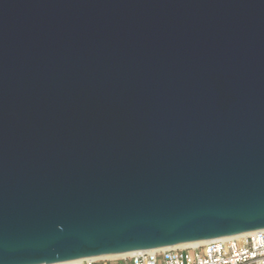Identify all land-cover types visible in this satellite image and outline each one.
Masks as SVG:
<instances>
[{
    "label": "water",
    "instance_id": "1",
    "mask_svg": "<svg viewBox=\"0 0 264 264\" xmlns=\"http://www.w3.org/2000/svg\"><path fill=\"white\" fill-rule=\"evenodd\" d=\"M264 229V0H0V264Z\"/></svg>",
    "mask_w": 264,
    "mask_h": 264
},
{
    "label": "built area",
    "instance_id": "2",
    "mask_svg": "<svg viewBox=\"0 0 264 264\" xmlns=\"http://www.w3.org/2000/svg\"><path fill=\"white\" fill-rule=\"evenodd\" d=\"M70 264H264V229L209 239L185 247L138 251L113 258H84Z\"/></svg>",
    "mask_w": 264,
    "mask_h": 264
},
{
    "label": "bare ground",
    "instance_id": "3",
    "mask_svg": "<svg viewBox=\"0 0 264 264\" xmlns=\"http://www.w3.org/2000/svg\"><path fill=\"white\" fill-rule=\"evenodd\" d=\"M251 232V231H250ZM250 232H247L245 234H248ZM208 240H201V241H193V242H187V243H181V244H176L173 246H169V247H185V246H195L201 243H204ZM135 252H126V253H118V254H108V255H100V256H94V257H89V258H93V259H98V258H113V257H120V256H126V255H130L133 254ZM80 260V259H79ZM76 262V260H71V261H65V262H59V263H53V264H70V263H74Z\"/></svg>",
    "mask_w": 264,
    "mask_h": 264
}]
</instances>
